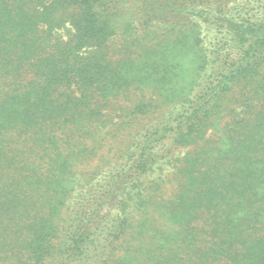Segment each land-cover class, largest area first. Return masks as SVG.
<instances>
[{
  "label": "trees",
  "instance_id": "1",
  "mask_svg": "<svg viewBox=\"0 0 264 264\" xmlns=\"http://www.w3.org/2000/svg\"><path fill=\"white\" fill-rule=\"evenodd\" d=\"M263 0H0V264H264Z\"/></svg>",
  "mask_w": 264,
  "mask_h": 264
},
{
  "label": "rangeland",
  "instance_id": "2",
  "mask_svg": "<svg viewBox=\"0 0 264 264\" xmlns=\"http://www.w3.org/2000/svg\"><path fill=\"white\" fill-rule=\"evenodd\" d=\"M243 7H247L249 9L248 12L252 14H258L264 16V0L263 1H252L249 2H241L240 4Z\"/></svg>",
  "mask_w": 264,
  "mask_h": 264
}]
</instances>
